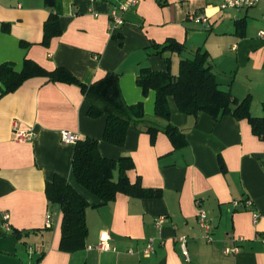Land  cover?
<instances>
[{"label":"crops","instance_id":"0c3cea01","mask_svg":"<svg viewBox=\"0 0 264 264\" xmlns=\"http://www.w3.org/2000/svg\"><path fill=\"white\" fill-rule=\"evenodd\" d=\"M123 1L0 0V64L11 62L21 71L31 59L47 70L65 67L85 84L116 72L124 101L142 102L150 122L160 128L153 136L147 123L131 125L126 143L118 146L102 139L106 116L88 115L90 103L79 85L34 76L2 94L0 81V264H264V139L246 118L188 115L170 96V122L187 140L176 148L155 117L156 92L144 95L137 83L142 67L170 68L177 75L181 59L201 49L209 53L220 87L239 100L250 95L252 114L263 116L264 3L221 10L222 0H138L112 30L110 12ZM191 12L206 14L209 22L191 20ZM51 13L59 15L62 33L44 44ZM170 38L186 49L149 52ZM15 121L32 136L16 138ZM63 130L97 138L103 156H131V182L139 180L156 192L143 197L118 192L111 202L88 206V236L73 250L61 248L62 211L48 201L47 181L65 176L90 203L100 200L77 182L75 144L62 141ZM199 207L213 223L210 241L199 223ZM159 215L167 217L161 229L156 228ZM103 230L110 232L115 249L98 248ZM240 235L245 240L238 242L239 252L226 254ZM153 236L155 251L144 255Z\"/></svg>","mask_w":264,"mask_h":264},{"label":"trees","instance_id":"16d2710c","mask_svg":"<svg viewBox=\"0 0 264 264\" xmlns=\"http://www.w3.org/2000/svg\"><path fill=\"white\" fill-rule=\"evenodd\" d=\"M62 33V26L57 13H51L44 23L43 43L48 44L52 37ZM184 44L175 39L152 45L150 53L164 54L166 51L183 52ZM169 59V58H166ZM209 53L197 50L192 58L184 57L180 61L179 73L174 75L170 68L155 70L144 66L139 70L137 83L144 95L150 90L156 92L155 117L163 121V131L168 134L176 148L186 143L185 134L170 122L169 97L173 96L178 109L188 115L199 116L208 113L215 118L230 114L237 119H248L255 135L264 139V115L255 116L251 112L252 97L242 100L220 87L216 74L208 65ZM34 76H46L54 82L77 84L90 103L88 115L92 118L106 116L102 139L109 143L123 146L131 125L147 123L146 129L153 135L159 127L150 122L142 102L128 104L124 101L119 86V74L108 72L102 79L91 84L80 81L70 70L57 67L47 70L37 62L26 59L21 71L13 63L0 64L2 94L16 91L27 79ZM264 111V100L262 101ZM135 164L131 156L118 159L103 156L99 149V140L93 137L80 138L75 143L72 168L77 182L100 200L90 201L68 180L56 174L46 183L48 201L58 203L62 211L61 248L73 250L83 246L88 236L86 209L113 201L118 192L136 197L154 195L153 189L144 188L140 181L131 182L128 170ZM118 172L115 178V172ZM21 235V232H17Z\"/></svg>","mask_w":264,"mask_h":264},{"label":"built area","instance_id":"2783aa9c","mask_svg":"<svg viewBox=\"0 0 264 264\" xmlns=\"http://www.w3.org/2000/svg\"><path fill=\"white\" fill-rule=\"evenodd\" d=\"M138 0H125L120 3L118 7H115L110 12V25L111 29L115 30L119 28L124 23V17L122 12L126 10L128 7L136 4ZM260 3H264V0H222L220 3L221 10H228V9H243V8H250L259 5ZM188 17L194 21H203L209 22V17L206 14H198L196 12L189 13ZM261 36H264V29L259 31ZM14 132L16 138L19 140L27 139L32 136V131L23 130L19 127L18 121H15L13 124ZM80 135L76 132L63 130L62 131V141L65 143H76L80 139ZM247 204H252V201L248 200ZM234 205H238V201H234ZM9 215L6 213L4 215V219L7 220ZM198 219L199 223L204 231V236L207 240H212V233H213V223L208 216V211L202 207L198 208ZM167 217L165 215H159L156 218V228L161 229L162 225L166 222ZM47 225L50 226V215H47ZM8 227V225L6 224ZM112 236L109 231L103 230L100 233L98 248L101 250H110L115 249L111 243ZM182 242V249L186 256H188V251L186 248V237L182 236L179 238ZM234 245L231 247L225 248V253H237L240 250L238 242L244 241L245 237L240 235L237 237L232 238ZM32 246L29 247L32 250ZM91 248V246H89ZM144 255H150L155 251V237H150L143 248ZM129 252L133 253V249H129Z\"/></svg>","mask_w":264,"mask_h":264}]
</instances>
